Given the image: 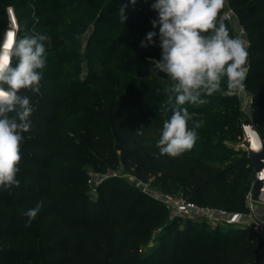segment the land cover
<instances>
[{
    "label": "trees",
    "instance_id": "16d2710c",
    "mask_svg": "<svg viewBox=\"0 0 264 264\" xmlns=\"http://www.w3.org/2000/svg\"><path fill=\"white\" fill-rule=\"evenodd\" d=\"M13 4L17 35L28 27L54 26L53 13L59 9L54 0ZM22 4L29 7L17 10ZM92 4L96 16L87 18L82 11L79 31L66 34L79 37L94 18L83 51L88 66L93 54L103 53L93 44L110 41L111 33L130 19L126 10L127 19L120 23L119 9L125 5L120 0ZM228 4L246 33L245 85L252 96L251 121L264 143V0H228ZM150 13L158 17L152 9ZM51 42L58 40L52 37ZM82 57L77 55L78 60ZM118 58L125 62V56ZM134 60L120 64L119 71L128 72ZM46 70H42L41 93H27L36 111L31 117L33 127L24 134L21 145L20 186L0 187V264L258 263L263 242L251 227L214 226L204 219L168 216L165 204L144 194L136 184V180L149 181L165 191L178 190L179 195L203 206L246 212L254 178L248 156L227 169H217L207 159L194 156L193 148L175 158L161 155L156 147L159 137L152 135L144 120L138 126L130 124L135 118L127 114L132 109H123L125 102L79 106L72 114L82 121L83 128L66 129L61 117L62 95L75 89L60 85L56 75L50 76ZM150 99L151 105L157 104L154 114L171 115L165 92ZM139 129L142 134H137ZM87 164L98 173L120 164L134 184L109 176L97 185L92 198ZM37 202L42 203L41 210L28 226L24 212Z\"/></svg>",
    "mask_w": 264,
    "mask_h": 264
},
{
    "label": "rangeland",
    "instance_id": "374dc122",
    "mask_svg": "<svg viewBox=\"0 0 264 264\" xmlns=\"http://www.w3.org/2000/svg\"><path fill=\"white\" fill-rule=\"evenodd\" d=\"M18 1L20 0H0V37L8 30L14 29L16 32L18 26L17 11L13 3ZM54 1L59 5V9L53 13L55 15L53 27H28L21 31L18 36L34 32L51 38L50 42H45L46 71L50 76L56 75L60 85L75 89L74 93L62 95L61 117L65 128H83L82 121L72 114V111L74 112L77 107L93 106L98 102L106 104L125 102L123 109H132L133 112L127 114L135 118L130 124L138 126L140 120H144L147 125H150L149 129L152 135L160 137L158 134L161 133L163 121L168 117L154 114L157 104L151 105L150 98L154 94L165 92L166 85L171 82L165 73L160 72L152 64L154 60L161 58L162 52L159 47V28L153 29L151 24L153 19H157L153 18L150 13L151 4L154 0H146L142 3L137 0L135 5H132L130 0H120L121 3L128 5L126 10L130 19L119 31L111 33L110 41L93 44L94 48H98V50L100 48L103 53L92 55L91 66L87 65L83 51L92 31L94 18L85 30H81L79 37L71 38L67 37L66 34L73 35L79 31L80 27L77 22L82 11L88 14L87 18L93 14L96 16L97 12L92 3L97 0H74L73 3H70L69 0ZM25 6L29 7L28 4H22L17 10H21ZM229 7L228 0H226L221 13L222 18H224L225 10ZM10 10L14 16L16 27H13L10 20ZM224 20L233 31V37L242 39L247 46L246 33L239 18L236 16ZM150 31L157 33V36L153 38L156 41L155 46L141 47V41L145 40ZM52 37H56L58 43H52ZM78 54L83 56L79 60ZM120 55L125 56V62L118 58ZM133 57L135 60L129 71L121 73L118 66L127 63ZM76 62H79V65H74ZM206 99L209 102L205 105H186L192 115L189 127L194 122H201L202 125L197 129L198 139L192 152L196 157L207 159L217 169H227L248 154L243 126L251 122L252 96L246 87L243 92L233 93L222 86L219 93L206 97ZM141 115H144L142 119L139 117ZM85 167L89 175L88 185L92 198L96 197L97 185L106 177L117 175L134 184L133 178L124 172L120 164L107 169L105 173L95 172L88 164ZM141 191L158 200L165 193L179 195L178 190L165 191L162 187L151 184L149 181L143 183ZM165 207L166 214L174 216L167 204ZM180 217L182 220L187 218ZM213 225H220V223Z\"/></svg>",
    "mask_w": 264,
    "mask_h": 264
},
{
    "label": "clouds",
    "instance_id": "9594fccd",
    "mask_svg": "<svg viewBox=\"0 0 264 264\" xmlns=\"http://www.w3.org/2000/svg\"><path fill=\"white\" fill-rule=\"evenodd\" d=\"M135 5L137 0H130ZM226 0H154L151 9L158 13L151 21L159 28L161 58L155 68L167 75L170 84L165 93L171 104V115L163 121L156 147L161 155L178 157L190 151L197 142L201 122L189 127L192 115L186 105L201 106L219 93L222 86L233 93L243 92L246 85L248 51L245 42L230 35L220 16ZM128 5L119 9L124 24ZM11 33V36H9ZM155 31L147 33L141 47L155 46ZM50 37L32 33L18 36L5 32L0 37V187H19L21 145L24 134L33 127L36 111L27 93L40 94L42 70L46 67L45 42ZM174 101V102H173ZM165 113L169 111L165 108ZM142 134L143 129L136 131ZM259 151L261 145L253 141ZM264 180V171L258 174ZM42 203L28 208L27 225L38 216Z\"/></svg>",
    "mask_w": 264,
    "mask_h": 264
},
{
    "label": "built area",
    "instance_id": "2783aa9c",
    "mask_svg": "<svg viewBox=\"0 0 264 264\" xmlns=\"http://www.w3.org/2000/svg\"><path fill=\"white\" fill-rule=\"evenodd\" d=\"M11 20V10L9 11ZM224 19L236 17L235 12L229 7L223 14ZM12 22V21H11ZM16 27V24H13ZM161 202L167 204L173 215L187 218L204 219L210 224L247 225L260 235L264 234V210L259 215L252 212L253 201L249 195L246 197V212H233L220 208L208 207L198 204L181 195L162 194L159 198Z\"/></svg>",
    "mask_w": 264,
    "mask_h": 264
},
{
    "label": "water",
    "instance_id": "95a60500",
    "mask_svg": "<svg viewBox=\"0 0 264 264\" xmlns=\"http://www.w3.org/2000/svg\"><path fill=\"white\" fill-rule=\"evenodd\" d=\"M10 16L12 23L16 24L12 13ZM245 66H247V64ZM243 130L246 136L245 143L248 151L247 156L252 162L254 171V178L248 195L251 201L264 205V180L259 179L258 176L259 173L264 171V143L252 121L249 124L244 125ZM253 141L261 145L259 151L253 149ZM136 184L139 188L143 187V183L139 180H136Z\"/></svg>",
    "mask_w": 264,
    "mask_h": 264
},
{
    "label": "crops",
    "instance_id": "0c3cea01",
    "mask_svg": "<svg viewBox=\"0 0 264 264\" xmlns=\"http://www.w3.org/2000/svg\"><path fill=\"white\" fill-rule=\"evenodd\" d=\"M262 205L263 204L256 203V202L252 204V208H253L252 212L254 213V215H259L264 210V206ZM261 238H262L263 245H262L260 257H259L257 264H264V234L261 235Z\"/></svg>",
    "mask_w": 264,
    "mask_h": 264
},
{
    "label": "bare ground",
    "instance_id": "6f19581e",
    "mask_svg": "<svg viewBox=\"0 0 264 264\" xmlns=\"http://www.w3.org/2000/svg\"><path fill=\"white\" fill-rule=\"evenodd\" d=\"M12 29V28H11ZM7 32H14V29L13 30H8Z\"/></svg>",
    "mask_w": 264,
    "mask_h": 264
},
{
    "label": "snow or ice",
    "instance_id": "6c2138e0",
    "mask_svg": "<svg viewBox=\"0 0 264 264\" xmlns=\"http://www.w3.org/2000/svg\"><path fill=\"white\" fill-rule=\"evenodd\" d=\"M9 36H11V33H9Z\"/></svg>",
    "mask_w": 264,
    "mask_h": 264
}]
</instances>
